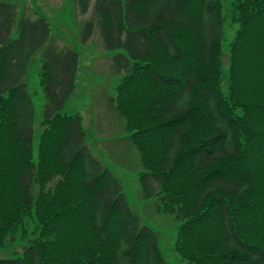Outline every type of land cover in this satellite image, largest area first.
I'll return each mask as SVG.
<instances>
[{"label":"trees","instance_id":"obj_1","mask_svg":"<svg viewBox=\"0 0 264 264\" xmlns=\"http://www.w3.org/2000/svg\"><path fill=\"white\" fill-rule=\"evenodd\" d=\"M78 3L86 13L91 0ZM225 9L236 27L227 71ZM94 13L79 38L88 43L98 26L105 49L122 50L113 57L123 74L117 109L140 154L146 202L180 222L176 251L186 264H264V131L253 124L264 121V0H95ZM41 50L35 160L26 75ZM80 62L73 45L53 40L47 14L0 0V246L28 222L38 234L0 264H171L159 232L90 147L81 113L62 111Z\"/></svg>","mask_w":264,"mask_h":264},{"label":"rangeland","instance_id":"obj_2","mask_svg":"<svg viewBox=\"0 0 264 264\" xmlns=\"http://www.w3.org/2000/svg\"><path fill=\"white\" fill-rule=\"evenodd\" d=\"M225 1L230 2L233 0ZM12 2L17 4L20 10L27 9L30 12L38 11L41 14H47L52 22L53 40L61 45H73L79 52L81 69L77 89L62 111L69 114L81 113L83 126L88 132L90 147L96 155L102 158L106 165L118 173L123 180L131 204L141 215L145 224L159 232L165 258L171 264H186V261L182 259L175 249L176 234L180 222L176 220L175 215L160 212L158 206H156L157 201L146 202L141 185L140 175L143 172V167L140 154L126 132V116L117 109L115 99L118 86L122 83L123 74L116 71L113 57L122 50L107 51L98 26H96L94 34L88 43H82L79 38V33L86 20L93 19L97 22V15L94 13L95 0H91L90 8L86 13L82 12L78 0H12ZM229 12L228 9H225V17L227 19L222 40V59L225 71H227L226 66L230 60V44L236 28L231 24L233 19ZM250 34L249 37L252 39L257 37V31H253ZM240 62H244V60H240ZM42 64L43 50L33 57L26 75V81L36 111L35 137L33 140L35 160L38 159L39 132L42 129L40 121L46 103L39 82ZM261 64H264V61ZM248 77L251 79L249 84H254L257 80L250 72ZM222 85L227 89L228 81L223 79ZM257 100L262 101L263 98L261 97ZM232 111L235 114L243 115V117L252 115L249 113L248 108L234 106ZM253 124L258 130L264 131V121L261 123L257 121V124L253 122ZM51 140H47V142L49 143ZM258 141L261 145L260 152L264 154V141L260 137ZM190 165L191 162L187 161L186 166L190 167ZM152 183L155 188H158L156 180H153ZM34 189L33 191L36 190ZM35 228L34 224L28 222L22 231L8 236L4 246H0V258L20 256L24 248L37 238L38 234L35 233ZM22 235H24V238H22Z\"/></svg>","mask_w":264,"mask_h":264}]
</instances>
